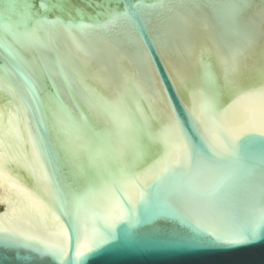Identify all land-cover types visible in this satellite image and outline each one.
Wrapping results in <instances>:
<instances>
[{"label":"snow or ice","instance_id":"1","mask_svg":"<svg viewBox=\"0 0 264 264\" xmlns=\"http://www.w3.org/2000/svg\"><path fill=\"white\" fill-rule=\"evenodd\" d=\"M63 2L55 0L51 7L62 9ZM173 7L169 0H136L125 3L123 11H109L103 20L85 21L82 13L80 19L49 18L35 10L33 0L0 4V93L8 98L0 105V129L7 127L14 136L27 137L38 170L66 218L75 255L69 257L62 240L8 227H0V251L14 252L21 262L50 259L55 264H89L109 251L181 255L264 239V103L258 120L254 115L228 120L218 107L219 96L237 87L241 58L257 38L264 39V0L246 18L243 14L253 7L250 0L203 5L212 19L241 39L225 44L222 33L216 34L223 84L194 85L192 105H185L183 114L139 71L116 75L105 65L101 82L113 84L110 97L90 87L80 71L69 75L70 61L60 49L62 36L70 37L79 51H89L85 41L92 36L112 46L113 29L124 26L138 33L147 10ZM41 10H47V5L41 4ZM154 42L167 52L173 49L174 38L164 30ZM225 46L227 53L221 51ZM174 51L182 59L191 55L187 46ZM139 58L150 63L147 53ZM198 63L203 77L212 79L211 66L202 59ZM259 71L264 81V57ZM56 75L81 93L91 118L73 115L59 91L45 92L42 78L52 80ZM129 84L149 105H160V111L149 116L139 101L133 111L125 101ZM259 93L264 100V83ZM153 119L162 122L159 137L153 135ZM155 143L163 148L155 174L148 184L135 182V195H130L133 170ZM81 153L87 158L86 170L80 164ZM65 166L72 169V181L79 188L65 182ZM225 210L231 218L227 229L217 225L218 215ZM161 220L173 225L166 235L153 227Z\"/></svg>","mask_w":264,"mask_h":264},{"label":"water","instance_id":"2","mask_svg":"<svg viewBox=\"0 0 264 264\" xmlns=\"http://www.w3.org/2000/svg\"><path fill=\"white\" fill-rule=\"evenodd\" d=\"M55 0H33L35 10L49 18L71 17L89 21L91 19H105L111 10L123 11L125 3L132 4L136 0H64L63 7L53 8ZM155 0H145L154 3ZM174 5L171 10H147L141 19L142 30L130 31L124 26L113 29L112 46H108L104 38L92 36L85 41L89 51H79L72 46L71 38L61 37L60 49L70 61L69 75L74 70L80 71L86 83L96 88L101 94L111 96L112 83H102L104 73L101 69L106 65L113 74L122 72H137L143 74L144 79H151V86L162 89L170 98L175 110L183 114L184 106L191 107L190 92L194 85L203 83L207 87L220 86L223 77L216 55L217 33H222L225 44L237 43L241 38L231 30L222 27L211 18V11L203 5L214 3L216 0H169ZM262 0H250L252 8L243 17L252 16L261 5ZM4 0H0L3 4ZM41 4L47 5V10H41ZM0 15V22H2ZM164 30L172 33L173 49L162 52L154 42ZM190 47L191 55L182 59L175 54L174 48ZM221 51L227 53L228 48ZM147 53L150 63H142L140 55ZM30 57V53L25 52ZM264 57V39L257 38L251 49L241 58L237 74V87L223 92L218 99L219 109L225 113V118L235 120L245 115L258 120L261 104L264 103L259 88L261 80L260 68ZM203 60L211 66L213 78L206 79L201 73L198 61ZM0 64L3 61L0 60ZM45 92L59 91L73 115L83 113L91 118L87 105L77 89H69L60 75L49 80L42 78ZM54 85V86H53ZM250 90H255L252 95ZM150 91V89H149ZM7 95L0 93V105L7 103ZM125 101L136 110L139 101L144 112L149 116L160 111V105H149L142 99L135 85H128ZM78 106V108H77ZM153 135L159 137L162 132V122L152 120ZM14 136L7 127L0 129V227L15 228L29 232L41 238L59 239L65 243L69 257L74 256V241L72 233L68 231L65 216L61 215L52 198L49 187L43 180L37 164L32 156L27 137ZM63 155V154H61ZM163 155L162 145L155 143L150 151L139 160L134 168L133 183L129 185V194L135 195L136 183L148 184L155 174V164ZM80 164L87 169L86 155L81 153ZM62 175L66 183L79 188V183L72 181V169L62 168ZM70 210V208H69ZM217 225L227 229L231 226L228 212L222 211L217 217ZM154 228L160 230L161 235L169 233L173 225L166 221H159ZM151 231V229H144ZM66 260L68 258H65ZM0 264H55L50 259H33L27 262L17 260L12 251H0ZM89 264H264V239L246 246L230 249H215L199 251L181 255L131 256L123 252L109 251L100 255Z\"/></svg>","mask_w":264,"mask_h":264}]
</instances>
